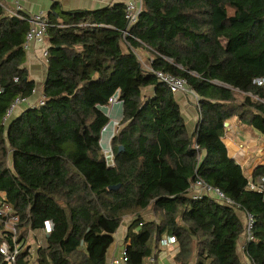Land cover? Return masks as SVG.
Wrapping results in <instances>:
<instances>
[{"label": "trees", "instance_id": "trees-1", "mask_svg": "<svg viewBox=\"0 0 264 264\" xmlns=\"http://www.w3.org/2000/svg\"><path fill=\"white\" fill-rule=\"evenodd\" d=\"M141 5L123 37V3L72 11L54 4L46 14L43 104L4 123L11 103L31 100L36 84L25 68L28 20L0 3V207L18 217L16 264H107L127 216V264L156 260L164 236L176 239L175 264H245L243 257L264 264V166L251 177L261 191L250 190L222 142L231 118L264 138V86L256 83L264 78V0ZM135 50L198 96L192 132L174 95L142 69ZM116 92L122 116L110 139L109 167L101 131ZM198 179L239 209L210 197L191 200L188 188ZM144 211L153 219L143 218ZM243 212L254 218V240L239 250ZM3 220L0 245L12 244ZM47 222L52 228L32 256L25 232H43Z\"/></svg>", "mask_w": 264, "mask_h": 264}, {"label": "crops", "instance_id": "crops-1", "mask_svg": "<svg viewBox=\"0 0 264 264\" xmlns=\"http://www.w3.org/2000/svg\"><path fill=\"white\" fill-rule=\"evenodd\" d=\"M127 0H0L2 7L9 14H16L18 16H26L38 12L48 14L54 4L58 6L60 11H72V10H95L107 5H113L116 3H124ZM16 5L21 8L20 12H16ZM41 45L34 44L31 47L30 52L27 54L25 68L27 69L31 79L36 84L35 95L30 98L31 101H36L40 98L42 92V86L46 72V61L41 57ZM126 51V50H125ZM138 51V50H135ZM136 54V53H135ZM151 89L144 90V94L150 95ZM184 118L185 126L188 132H192L198 121V112L195 110L191 100L183 94L174 95ZM26 109L25 104L18 105L12 117L19 116ZM112 114L113 119L120 120L122 116V108H116L115 105L109 109L107 114ZM222 142L226 147L227 154L231 159H234L242 168L245 177H252L254 171L264 166V138L256 133H253L249 127L242 125L237 118H231L225 127ZM101 147L104 153L110 150V135L105 133L102 135ZM3 196V194H1ZM239 217L244 221V216L239 214ZM143 218L146 220L153 219L149 211L142 213ZM132 220L131 216L124 217L118 230L114 234V242L109 248L106 255V263L109 264L111 260L121 253L124 248V238L127 231V226ZM165 237V236H164ZM242 237V236H241ZM162 239V238H161ZM243 239L240 241L242 244ZM241 248H239L240 250ZM178 250L177 245L170 247H160L157 245V264H175L174 256ZM240 254V253H239ZM243 256V252H241ZM245 264H249L243 257ZM191 264H194L192 262Z\"/></svg>", "mask_w": 264, "mask_h": 264}, {"label": "built area", "instance_id": "built-area-1", "mask_svg": "<svg viewBox=\"0 0 264 264\" xmlns=\"http://www.w3.org/2000/svg\"><path fill=\"white\" fill-rule=\"evenodd\" d=\"M20 0H17V2ZM124 15L126 19V30L123 32V37L128 34L127 30L133 26L139 17L142 5L141 0H127L124 3ZM21 8L19 5H16V12H20ZM13 15V14H12ZM14 16H17L20 19L27 18L29 23V30L25 37V42L23 44V50L28 54L31 50V47L34 44H40V50H41V57L44 61H47V47L48 43L46 41L45 33L48 26V21L45 13L38 12L30 15L18 16L14 14ZM126 47L128 46L127 43L124 42ZM140 63V61H139ZM146 65H144L143 69L146 72L152 73L155 78L158 80L159 83L164 84L173 95L176 94H183L186 97H188L191 100V103L194 105L195 110L198 112V121L200 119V109H199V99L198 96L188 87L186 81L184 79L172 76L168 73L162 72V71H154L151 68V59L146 60ZM142 64V61H141ZM15 81L17 79H14ZM257 85L264 86V78L256 81ZM36 90L34 89L32 94L35 95ZM25 104V106H30L31 108L34 106H39L43 104V100L41 98L37 99L36 101L27 100L25 98H16L6 111L3 122H7L9 119H11L13 112L15 108L20 104ZM121 101L119 100L118 92L108 100V104L105 107L106 111L109 112V109L114 105L121 106ZM108 116V115H107ZM119 121L120 120H112L109 121L106 126L102 128L101 133H109L110 139L113 137V135L117 132L119 127ZM106 157V163L109 167L113 166V159L111 150L106 151L105 153ZM247 179V186L250 190H256L261 191L260 187H258L256 184L252 182L251 177H246ZM264 182V181H263ZM187 195L191 200L200 201L203 198L210 197L214 198L217 201H220L228 206L233 207L235 210H238V206L235 205L230 199L226 198L221 191H219L216 188H212L208 185H206L202 180H196L194 181L190 187L188 188ZM6 209V211H4ZM9 208L7 207H0V217H2L3 225L5 228H8V233L12 236V244H10L7 241H3L0 245V255L3 258L4 264H16V257L19 252V245L15 242V235H16V229L15 226L18 223V217L16 215L10 214ZM244 214V229H243V242L240 245L241 249L245 248V244L249 243L254 240L253 237V226H254V218L251 214L243 212ZM52 228V225L50 222H47L45 224V227L43 229V232L45 234H48ZM176 245V239L173 236H165L159 241L160 247H170ZM29 253L34 256L35 252L32 249L28 250ZM150 264H157L156 260L153 258L149 259ZM109 264H127V257L125 254L124 249L121 251L119 256L113 258Z\"/></svg>", "mask_w": 264, "mask_h": 264}, {"label": "rangeland", "instance_id": "rangeland-1", "mask_svg": "<svg viewBox=\"0 0 264 264\" xmlns=\"http://www.w3.org/2000/svg\"><path fill=\"white\" fill-rule=\"evenodd\" d=\"M124 46H126V45L124 44ZM135 53H136V56H137L138 60L140 61V65H141V67L143 69L144 65L147 64L146 63V60H148L147 57H150V56L147 53L142 52L140 50L139 51H135ZM141 61H142V64H141ZM115 107L118 108V109H120V106L119 105H115ZM106 113H108V111H106ZM107 115H108V117L110 119L109 121L117 120V119H113V115L111 113L110 114H107ZM253 133H255V132L253 131ZM4 211H6V209H4ZM6 213H7V211H6ZM8 213L11 214V210H9ZM17 224L15 226V229H16L15 238L18 236V234L20 232V230H18ZM3 229L5 231H8V228L3 227ZM21 231L23 233V230H21ZM25 234H26V241H25L24 246L25 247L28 246L29 249H32L35 252L37 246L42 245V243H43L44 232H40V233H37L36 232V233H34V232H31V231H29V232L26 231Z\"/></svg>", "mask_w": 264, "mask_h": 264}, {"label": "water", "instance_id": "water-1", "mask_svg": "<svg viewBox=\"0 0 264 264\" xmlns=\"http://www.w3.org/2000/svg\"><path fill=\"white\" fill-rule=\"evenodd\" d=\"M227 124H228V123H225L224 126L226 127ZM120 149H122V148H120ZM117 188H119V185H117V186H110V187H109V190H116Z\"/></svg>", "mask_w": 264, "mask_h": 264}]
</instances>
